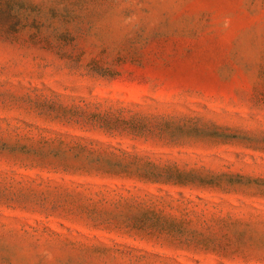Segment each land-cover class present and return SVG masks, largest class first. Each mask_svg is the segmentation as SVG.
<instances>
[{"label":"rangeland","instance_id":"374dc122","mask_svg":"<svg viewBox=\"0 0 264 264\" xmlns=\"http://www.w3.org/2000/svg\"><path fill=\"white\" fill-rule=\"evenodd\" d=\"M0 264H264V0H0Z\"/></svg>","mask_w":264,"mask_h":264}]
</instances>
